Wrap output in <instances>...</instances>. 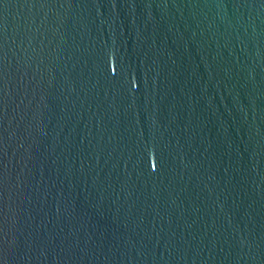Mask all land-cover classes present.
I'll use <instances>...</instances> for the list:
<instances>
[{"label": "water", "instance_id": "1", "mask_svg": "<svg viewBox=\"0 0 264 264\" xmlns=\"http://www.w3.org/2000/svg\"><path fill=\"white\" fill-rule=\"evenodd\" d=\"M0 264H264V0H0Z\"/></svg>", "mask_w": 264, "mask_h": 264}]
</instances>
